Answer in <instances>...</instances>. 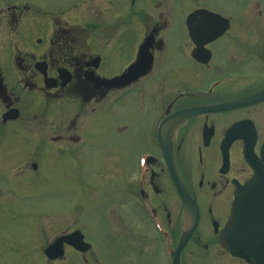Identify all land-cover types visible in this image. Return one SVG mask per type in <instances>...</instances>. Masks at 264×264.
Wrapping results in <instances>:
<instances>
[{
  "label": "flooded vegetation",
  "instance_id": "flooded-vegetation-1",
  "mask_svg": "<svg viewBox=\"0 0 264 264\" xmlns=\"http://www.w3.org/2000/svg\"><path fill=\"white\" fill-rule=\"evenodd\" d=\"M27 13L34 21L42 17L36 26L42 35L34 46L22 42L19 50V39H25L15 32ZM0 52L1 122L58 118L54 132L43 135L64 150L91 149L94 123L107 128L104 120L120 101L135 108L124 120L139 118L145 109L153 145L123 162L116 192L122 213L117 216L120 197L111 193L106 207L111 219L122 222L118 233L127 257L136 264H173L185 213L164 159L162 145L169 141L177 172L199 208L179 264H253L219 243L236 187L254 172L244 139L231 143L226 162L221 142L234 123L247 120L256 131L249 144L264 165V100L196 115L190 109L264 89V0H0ZM208 72L218 78L207 86ZM124 73L123 81H133L122 87L105 81ZM128 125L118 122L111 129L125 133ZM144 152L145 165L139 160ZM84 239L90 241L86 234ZM64 248L59 260L70 250L76 263L87 264L96 254L93 243L85 252Z\"/></svg>",
  "mask_w": 264,
  "mask_h": 264
},
{
  "label": "rangeland",
  "instance_id": "rangeland-1",
  "mask_svg": "<svg viewBox=\"0 0 264 264\" xmlns=\"http://www.w3.org/2000/svg\"><path fill=\"white\" fill-rule=\"evenodd\" d=\"M31 15L24 14L23 24L15 32L25 39H19V50H23L22 42L34 46L36 38L42 35L41 29H36L42 17L34 21ZM137 16L142 22L143 16ZM1 31L4 38V31ZM169 35L175 36V31ZM4 45L9 54L7 42ZM216 78L218 76L208 72L205 75L207 86ZM153 84H159V77ZM140 110L136 121L124 120V113L135 111V108L133 104L120 101L114 107L113 116L104 120L107 128L101 127L100 120L94 123L92 129L97 140L87 152L85 148L82 150V159L60 156L57 145H52V152L45 148L49 145L37 139V133L45 134L46 121L30 122L24 118L17 130V124L8 128L0 125V264H86L76 263L78 259L70 250L65 260L49 261L44 254L45 247L56 236L76 227L83 229L96 251L87 264H95L97 259L102 264H136L122 247L118 233L122 222L112 221L106 207L108 193L120 197L116 192L122 183L124 160L132 158L133 161L138 152L153 145L148 137L150 119L147 121L145 109ZM24 113H28L26 108ZM116 121L128 122L129 129L125 133L112 130ZM34 162L37 163L35 170L32 168ZM200 197L204 200L203 194ZM117 200L118 216L122 213L123 200L121 197ZM171 203L175 205L172 200ZM114 222L118 223L115 229ZM147 255L146 252L142 258ZM158 262L163 263L160 259Z\"/></svg>",
  "mask_w": 264,
  "mask_h": 264
},
{
  "label": "water",
  "instance_id": "water-1",
  "mask_svg": "<svg viewBox=\"0 0 264 264\" xmlns=\"http://www.w3.org/2000/svg\"><path fill=\"white\" fill-rule=\"evenodd\" d=\"M262 99H264V90H262L260 92H257V93H254V94H251V95H249L247 97L241 98L239 100L219 105L217 107L218 108H223V107L226 108V107H231V106H235V105H243V104L259 101V100H262ZM237 126L238 125L234 126L232 128V130H230L228 132V134L229 135L233 134ZM164 147H167V146H164ZM164 152H165L166 160H167V162L169 164V167L171 169L172 175H173L176 183H178L179 179H178L177 173L174 170V164H173V161H172V157L169 156V151L167 149H165ZM259 177H255L254 176V178L250 179L246 183V185L244 187H239V189L237 191V195H236L235 201L233 203L232 216H231V219L228 222L226 228L224 229L223 236H222L223 237L222 238V242L229 249H231V251L233 253H235L237 251L235 249V238H236V235H237L236 229L238 228V224H239V220H240L238 218V208L240 207L239 205L240 204L241 205H245L246 202H248L249 206L253 207L256 204L254 202L255 201L254 198H257V197H263L264 198V186L260 187V186L256 185V181L259 180L258 179ZM177 186H178V190H179L180 197H181L183 205L185 207H186V205H190L191 202H192L191 201L192 199L188 195V193L185 190V188L181 184H177ZM192 215H193V220L196 221V219H197L196 212L194 214H192ZM191 218L192 217L190 216L189 220ZM245 227L249 228L250 230H252L251 224L249 222H247V225ZM192 230H193V228H191L188 233H190ZM75 234L76 233L71 234L72 237L67 239L68 241H70L73 244L75 243V239L78 240V238L75 236ZM244 234H247L245 236V239H248L250 237V234H248V233H244ZM244 234H243V237H244ZM66 238H64V239H66ZM254 239H255V237H252V241ZM60 251H61V239L60 240H56L54 242V244H52L51 246H49L46 249V253L50 257H54V256H57V255H60V253H61Z\"/></svg>",
  "mask_w": 264,
  "mask_h": 264
}]
</instances>
